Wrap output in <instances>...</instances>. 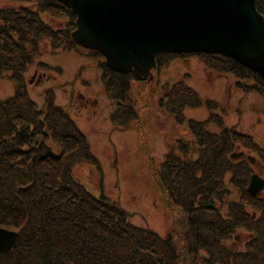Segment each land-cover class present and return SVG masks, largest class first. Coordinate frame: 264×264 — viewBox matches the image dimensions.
Segmentation results:
<instances>
[{
  "label": "trees",
  "instance_id": "16d2710c",
  "mask_svg": "<svg viewBox=\"0 0 264 264\" xmlns=\"http://www.w3.org/2000/svg\"><path fill=\"white\" fill-rule=\"evenodd\" d=\"M11 1L0 10V74L16 87L11 98L0 99V227L19 236L13 250L0 255V264H264V198L248 193L251 161L232 157L244 152L264 164V145L226 126L218 113L222 103L203 100L184 77L160 98L159 109L177 124L187 122L193 140L170 142L159 164L142 150L173 218L171 230L162 236L135 225L128 211L103 192L93 195L74 176L78 164L100 175L103 170L87 136L56 104L55 92L45 91L43 109L28 94L24 70L40 54L43 41L49 40L56 52L80 49L72 36L77 17L58 0ZM256 8L264 17V0H256ZM42 16L66 24L54 28ZM92 54L100 58L104 92L115 106L112 124L143 131L131 92L134 81L149 79L119 74L99 53ZM191 55L206 69L233 76L244 94L264 99V79L223 55L160 53L156 70ZM201 107L209 111L204 121L186 119L188 108ZM239 229L252 237L243 251L234 252L227 242Z\"/></svg>",
  "mask_w": 264,
  "mask_h": 264
},
{
  "label": "rangeland",
  "instance_id": "374dc122",
  "mask_svg": "<svg viewBox=\"0 0 264 264\" xmlns=\"http://www.w3.org/2000/svg\"><path fill=\"white\" fill-rule=\"evenodd\" d=\"M11 5V0H0V10ZM32 7L36 8L35 5ZM42 19L54 28H62L66 24L65 20L49 16H42ZM92 53L82 47L77 51L56 52L49 40L43 41L40 54L24 70L28 94L43 109L44 93L52 89L56 104L70 113L88 136L103 173L100 175L88 164H78L74 168L76 179L93 195L99 197L103 192L112 202L128 211L134 224L165 236L171 230L173 218L160 200V189L151 177L150 161H146L142 150L145 147L147 155L159 164L165 158L170 142L177 139L192 141L193 136L187 122L177 124L159 109L160 98L186 77L185 81L203 100L222 103L218 113L223 116L226 126H236L253 136L260 145H264V99L257 94H244L236 88L233 76L214 73L206 69L197 56L191 55L185 59H174L160 72L153 70L147 81H134L131 98L139 112L143 131L136 126L117 129L111 122L115 106L106 97L100 78V58ZM7 76L0 74L1 100L15 94V83ZM208 115L206 107L185 111L187 120L204 121ZM209 129L219 132L214 126ZM243 157L251 161L253 174L264 179V164L248 153ZM261 196L264 198V191ZM179 215V212L175 214L177 218ZM251 237L250 233L239 229L227 242V247L234 252L243 251Z\"/></svg>",
  "mask_w": 264,
  "mask_h": 264
},
{
  "label": "water",
  "instance_id": "95a60500",
  "mask_svg": "<svg viewBox=\"0 0 264 264\" xmlns=\"http://www.w3.org/2000/svg\"><path fill=\"white\" fill-rule=\"evenodd\" d=\"M58 1L77 17L76 43L119 74L145 80L160 53H204L229 57L264 79V17L256 0ZM263 191L264 179L253 174L248 193L259 197ZM18 236L0 227V254L12 251Z\"/></svg>",
  "mask_w": 264,
  "mask_h": 264
}]
</instances>
